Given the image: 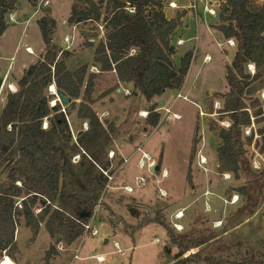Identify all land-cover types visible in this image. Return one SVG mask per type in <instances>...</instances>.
Segmentation results:
<instances>
[{
    "label": "trees",
    "instance_id": "obj_1",
    "mask_svg": "<svg viewBox=\"0 0 264 264\" xmlns=\"http://www.w3.org/2000/svg\"><path fill=\"white\" fill-rule=\"evenodd\" d=\"M26 1L32 6L38 4V0ZM219 1L220 23L216 28L226 40L235 42L231 63L226 65L228 90L221 95L223 106L219 109L230 123L225 127L210 121L209 129L216 130L220 139L218 171L232 172L234 178L245 180L237 189L243 201L239 213L249 216L259 207L264 189V169H253L245 147L252 143L254 134L244 135L263 112L255 93L264 87V5L256 0ZM15 4L16 0H3L0 36L8 27L5 14ZM164 8V0H73L69 25L102 23L104 34L96 44L90 40L93 34L85 37L87 45L95 44L93 65L98 71H89L88 63L69 68L65 58L58 57L59 50L50 37L55 19L48 13L37 19L46 51L24 69L16 81L17 90L7 93L0 111V254L6 250L16 257L15 233L23 218L32 239L44 224L51 238L44 259L50 264L59 253L58 243L69 246L84 234V225L103 193L99 208L104 207L109 192H104L108 182L104 170L112 173L124 160L109 156L117 128L112 120H102L93 104L116 91L121 83H133L148 101L145 129L154 128L161 119L157 97L167 89H181L191 66V50L185 52L179 65L173 58L177 50L173 37L187 11L168 17ZM64 53L72 54L68 49ZM249 63L254 64V73L248 69ZM109 80L112 84L96 96L103 82ZM52 84L68 102L52 103L56 98L49 90ZM74 110L81 123L87 122V128L80 127L76 135L69 120ZM258 132L262 135L260 150L264 151V126ZM187 178L191 183V172ZM20 197L25 198L18 209ZM37 207H41L38 213ZM106 209L111 210L108 205ZM149 222L163 225L167 246L179 251L180 257L169 264L201 260L207 264H264V254L258 252L238 259L203 256L200 249L189 252L210 239H188L187 234L175 233L161 211L143 219L138 228Z\"/></svg>",
    "mask_w": 264,
    "mask_h": 264
},
{
    "label": "rangeland",
    "instance_id": "obj_2",
    "mask_svg": "<svg viewBox=\"0 0 264 264\" xmlns=\"http://www.w3.org/2000/svg\"><path fill=\"white\" fill-rule=\"evenodd\" d=\"M72 1L38 0V4L32 6L26 0H16L15 8L5 14V21L13 25V31L0 38V51L3 55L0 57V73H7L8 66L12 67L13 72L8 74L0 92V111L5 104L7 93L11 91L9 85H12L13 80L16 82L24 69L42 58L46 51L45 40L37 24V19L45 13L50 14L56 21V27L50 36L59 50L58 57L65 58L67 66L71 69L88 63L89 71H98L93 65V51L95 44L104 34L102 23L69 25L67 18ZM177 2L176 7L187 12L177 35L173 37V41L177 40L174 61L179 65L185 52H193L185 86L181 90L182 95L186 97L177 96L179 89L165 90L158 99L159 102L165 101L159 104V125L148 127L147 130L146 116H142L140 111L147 108L148 101L133 83L125 85L126 90L130 91L129 94L125 93V87H122L120 91H113L93 104L101 118V113L107 111L105 117L116 125L115 147L112 150L117 158L120 153L125 158L124 167L116 175L114 186L105 198L104 207L99 208L95 220L92 221L93 227L98 229V234L92 236L84 233L71 245L63 244L62 248L58 247L61 242L58 243L59 253L50 264H169L180 255L176 247L167 246V234L163 225L149 222L138 228V224L161 211V215L172 226L173 213L182 208L185 217L179 219V222L184 223V229L177 231L173 228L175 233L187 234L188 239H210L201 247L193 248L189 252L200 249L203 256L231 259L249 257L254 252L264 254V189L259 207L249 216L244 213L240 215L243 201L237 189L245 180L234 178L232 172L218 171L217 148L220 139L216 130L209 129L210 121L225 127L230 123L225 114L219 112L223 106L221 95L228 90L226 65L231 63L232 58L229 52H234V46H230L222 32L216 28L220 23L221 2ZM256 2L264 5V0ZM164 6L168 17L176 14L172 13L165 3ZM26 24L28 30L22 34L24 37L15 50L14 44ZM91 34L93 35L90 40L95 42L92 46L85 43V37ZM178 38L184 39V42L179 44ZM26 44L32 46L26 47V50L31 48L32 51L28 58L25 57ZM65 49L72 54H65ZM206 54L211 56L208 61L204 60ZM24 60L26 67L21 71L19 64ZM105 77L109 79L108 76ZM108 83L112 84L110 80L103 82L104 86L99 87L95 95H100L108 87ZM255 95L261 101L263 112L257 118L258 121L253 119L252 124L245 129L244 135L254 134L252 143L246 144L245 147L253 169L261 171L264 169V151L260 150L262 135L258 129L264 126V87ZM57 100L58 95L52 102ZM166 108L178 113L180 117L167 120ZM69 120L73 134L76 135L77 129L83 126L76 117L75 110ZM194 138L195 150L192 152ZM256 141L259 142L257 146ZM137 145L151 155L155 165L159 166L158 170L156 167L151 169L149 164L143 168L138 166L141 152L133 154ZM202 156L206 157V162H200ZM116 168L118 170V167ZM163 169L167 170L166 176L162 174ZM188 172H191V183L187 178ZM140 177L147 179L146 184L138 185ZM124 184L132 185L134 190L126 192L123 188H117ZM158 188L166 190L168 195L162 196ZM234 195L238 196L236 202L233 201ZM106 205L110 207V211L106 209ZM20 220L15 234L18 250L15 258L10 256L13 262L47 264L44 256L51 238L44 224H41L37 237L32 239L31 230L25 226L23 218ZM133 231L135 232L132 233ZM114 241L119 244L120 251L124 254L117 250ZM76 250L78 258H74ZM3 254L4 250L0 258ZM99 255L103 256V260L97 258ZM195 264L207 263L201 260Z\"/></svg>",
    "mask_w": 264,
    "mask_h": 264
},
{
    "label": "built area",
    "instance_id": "obj_3",
    "mask_svg": "<svg viewBox=\"0 0 264 264\" xmlns=\"http://www.w3.org/2000/svg\"><path fill=\"white\" fill-rule=\"evenodd\" d=\"M169 5H170L171 7H176L177 4H176L175 2H170ZM183 42H184V39H182V38H179V39H178V43H179V44H181V43H183ZM227 43H228L230 46H235V42H234L233 39H228V40H227ZM27 51H28L29 53L32 52V51H31V48H27ZM210 59H211V56H210L209 54H206V55L204 56V60L208 61V60H210ZM248 69H250V72H251V73H254V72H255L254 64L249 63V64H248ZM9 88H10L11 91H16V90H17V88L13 87L12 85H9ZM123 90H124L125 93H127V94L130 93V91H129V90H126V88H124ZM50 92L53 93V89H51V86H50ZM177 96H183L184 98L186 97L185 95H182L181 92H178V95H177ZM200 113L202 114L203 112L200 111ZM140 114H141L142 116H147V111H140ZM166 116H167V117H166L167 120H169V118H171L170 120H172V119H177V118L180 117V115H179L178 113H176V112H171V111H170V108H166ZM158 125H159V124H158ZM45 126H46V122H45ZM136 149H137L138 152H141V155H140L139 160H138V166H139L140 168H143L144 166H146L147 164H149V166H150L151 169H152V168L154 167L155 163H154V160H153V158L151 157V155H150L148 152L143 151L142 148H141V146H138ZM109 156H110V157H114V156H115V151H114V150H111V151L109 152ZM200 162H206V157H205V156H202L201 159H200ZM122 164H123V163H122ZM122 164H121L120 166H118V170L122 168ZM118 170H117V168H116L115 171L112 172V173H110L108 170H104V173H105V174L107 175V177H108V182H107V184H106V187H105L104 192L107 193L109 190H111V189L113 188V186H114L113 183H114V181H115V178H116V175H117V171H118ZM162 174H163V176H166V175H167V170L163 169ZM146 181H147V179H146L145 177H140V178L138 179V182H137V183H138V185H144V184H146ZM18 184L21 185V183H20L19 181H18ZM117 188H123V190H125L126 192H132V191L134 190V187H133L132 185H128V184L120 185V186H118ZM158 190H159V192H160V194H161L162 196H167V195H168V193H167L166 190H164V189H162V188H158ZM103 195H104V193L102 194V196H101V198H100V200H99V202H98V204H97V207H96L95 210H94V213H93L92 217H91L90 220L84 225V227H85V230H84L85 232H84V233H89V234H91L92 236L98 234V229H97L96 227H93V225H92V221L95 220V217H96V215H97V212H98V209H99V205H100V203H101V201H102ZM235 196H236V199L234 200ZM23 198H25V197H20V198H18V200L16 201V207H17L18 209H21V208L23 207ZM234 198H233V201L236 202V201L238 200V196H237V195H234ZM40 211H41V207H37V208L35 209V212H36V213H38V212H40ZM183 216H184V209H179V210H177V211L173 214L174 220H172V226H173V228H175L177 231H181V230L184 229V226L182 225V223L179 222V219H181ZM114 244H115V246L117 247V250L120 251L119 244H118L116 241H114ZM62 245H63V243L61 242V243L58 245V247H59V248H62V247H63ZM77 251H78V250H76V253L74 254V258H78V254H77L78 252H77ZM120 252H121V254H124L123 251H120ZM97 258H98L99 260H103V256H101V255L97 256ZM0 264H15V263L13 262L12 258L10 257V255H9L8 253H6V250H4V254H3V256L0 258Z\"/></svg>",
    "mask_w": 264,
    "mask_h": 264
},
{
    "label": "crops",
    "instance_id": "obj_4",
    "mask_svg": "<svg viewBox=\"0 0 264 264\" xmlns=\"http://www.w3.org/2000/svg\"><path fill=\"white\" fill-rule=\"evenodd\" d=\"M170 2H175L177 5H178V2H177V0H164V3L166 4V7L167 8H169V10H171V12L172 13H176L177 11H180V9H179V7L177 6V7H171L170 5H169V3ZM12 27H13V25L12 24H8V27L6 28V30L3 32V34L0 36V38H2L5 34H7L8 32H10V31H13V29H12ZM27 30H28V25L26 24V25H24L23 26V29H22V32H21V34H20V37H19V39H18V41L14 44L15 45V50H17L18 49V47L20 46V42L22 41V37H24V36H22V34H25L26 32H27ZM14 33H15V31H14ZM27 46H30V44H26L25 45V51H26V56L25 57H30V53L26 50V47ZM30 47H32V46H30ZM0 48H1V46H0ZM0 57H3V55H2V53H1V51H0ZM5 57V56H4ZM26 59V58H25ZM25 63H26V61L24 60L22 63H20L19 64V66H20V68H22V70L21 71H23V69L26 67V65H25ZM16 67H18V66H16ZM11 70H13L12 69V67H10V66H8L7 68H6V72L7 73H0V75H4V77H5V81L8 79V74H10V73H12L13 71H11ZM127 83H121L120 84V86L121 87H118L117 89H116V92H117V90L118 91H120L121 89H122V87H125V85H126ZM12 86L13 87H15V88H17L16 87V82H15V80H13V82H12ZM184 86H185V84L183 85V87L181 88V89H179L180 91L179 92H181V90H183V88H184ZM126 88V87H125ZM164 94V93H163ZM162 94V95H163ZM110 95V94H109ZM161 95V96H162ZM108 96V95H107ZM160 96V97H161ZM160 97H157L158 99L160 98ZM101 99H103V98H101ZM164 103H165V101H164ZM158 109L159 110H161V106H159L158 107ZM143 111H146V109H142ZM97 112V111H96ZM107 114H108V112L107 111H103L102 113H101V115L103 116V118H101L102 120H105V119H108V118H106L105 116H107ZM100 116V115H99ZM109 120H111V119H109ZM114 122V121H113ZM82 126L86 129L87 128V122L86 121H83L82 122ZM146 130V129H145ZM137 146H139V145H137ZM136 146V147H137ZM138 151H137V149L135 148V150H134V152H133V154H135V153H137ZM120 153V152H119ZM120 157H122L123 158V156H122V154L120 153ZM123 160H124V162H123V164H122V168L124 167L123 165H124V163H125V158H123ZM155 166H157V165H154V167ZM121 168V169H122ZM120 171V169L117 171V174H118V172ZM119 182V181H118ZM183 209V208H182ZM177 210H179V209H177ZM176 210V211H177ZM175 211V212H176ZM174 212V213H175ZM173 213V214H174ZM172 217H173V215H172ZM185 217V213H184V216L182 217V218H184ZM172 220H174V217H173V219ZM182 225L184 226V223H182ZM16 231H17V229H16ZM16 234V233H15ZM16 237V236H15ZM17 241V240H16ZM105 241H107V239L105 240Z\"/></svg>",
    "mask_w": 264,
    "mask_h": 264
},
{
    "label": "water",
    "instance_id": "obj_5",
    "mask_svg": "<svg viewBox=\"0 0 264 264\" xmlns=\"http://www.w3.org/2000/svg\"><path fill=\"white\" fill-rule=\"evenodd\" d=\"M2 3H3V0H0V19L2 18V15H3V11H2ZM51 37V36H50ZM233 54H234V52L233 51H230L229 52V55L231 56V57H233ZM4 83H5V77H4V75H0V92H1V90H2V88H3V86H4ZM54 87H55V85H54ZM53 93H55L56 95H58V99L61 101V102H68V98L66 97V96H64V94L63 93H57L56 92V89L54 88L53 89ZM53 104L55 103V102H52ZM164 103V100H160V104H163ZM156 167V170H158L159 169V166L157 165V166H155Z\"/></svg>",
    "mask_w": 264,
    "mask_h": 264
},
{
    "label": "bare ground",
    "instance_id": "obj_6",
    "mask_svg": "<svg viewBox=\"0 0 264 264\" xmlns=\"http://www.w3.org/2000/svg\"><path fill=\"white\" fill-rule=\"evenodd\" d=\"M55 87H54V85H51V89H54Z\"/></svg>",
    "mask_w": 264,
    "mask_h": 264
}]
</instances>
